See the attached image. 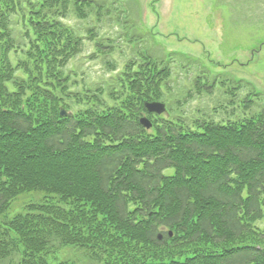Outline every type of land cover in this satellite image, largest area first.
I'll return each instance as SVG.
<instances>
[{
    "label": "trees",
    "instance_id": "trees-1",
    "mask_svg": "<svg viewBox=\"0 0 264 264\" xmlns=\"http://www.w3.org/2000/svg\"><path fill=\"white\" fill-rule=\"evenodd\" d=\"M104 11L0 0V264H82L58 257L68 247L96 264H264V109L245 99L248 116L228 122L149 114L147 101L171 105L174 55L146 49L119 90L81 85L67 66L85 36L65 20ZM103 39L101 54L115 46Z\"/></svg>",
    "mask_w": 264,
    "mask_h": 264
},
{
    "label": "rangeland",
    "instance_id": "rangeland-1",
    "mask_svg": "<svg viewBox=\"0 0 264 264\" xmlns=\"http://www.w3.org/2000/svg\"><path fill=\"white\" fill-rule=\"evenodd\" d=\"M99 1L105 4L99 22L93 14L86 20L70 14L65 20L85 36L82 51L67 66L77 74L81 85L106 81L116 84L113 81L124 65L139 62V54L146 49L160 59L175 53L173 76L168 81L172 93L186 95L195 79L200 78L204 91L196 96L193 89V98L186 100V106L173 107L178 116L215 121L243 117L245 99L264 109V0ZM13 20L17 24V18ZM89 27L94 29L93 38ZM97 38H105L104 43L111 39L114 49L96 52ZM108 60L114 61L115 67L110 68ZM239 81L244 84L237 87ZM116 87L119 90L118 84ZM223 89L233 95V101L239 95L235 106ZM240 101L243 109L238 105ZM58 257L96 264L78 247L61 250ZM18 260L15 255L13 262L6 264H17Z\"/></svg>",
    "mask_w": 264,
    "mask_h": 264
},
{
    "label": "water",
    "instance_id": "water-1",
    "mask_svg": "<svg viewBox=\"0 0 264 264\" xmlns=\"http://www.w3.org/2000/svg\"><path fill=\"white\" fill-rule=\"evenodd\" d=\"M146 107L149 110V112H154L157 114H161L166 110L165 104L161 102H152V103H146ZM63 114H66L65 111L62 112ZM141 122L146 127H151V122L147 118H142Z\"/></svg>",
    "mask_w": 264,
    "mask_h": 264
}]
</instances>
